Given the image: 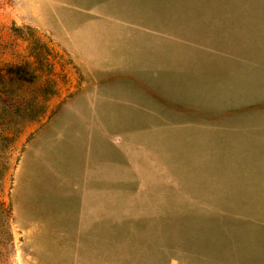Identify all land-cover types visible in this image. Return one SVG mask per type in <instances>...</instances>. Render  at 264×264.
Masks as SVG:
<instances>
[{
  "label": "rangeland",
  "instance_id": "374dc122",
  "mask_svg": "<svg viewBox=\"0 0 264 264\" xmlns=\"http://www.w3.org/2000/svg\"><path fill=\"white\" fill-rule=\"evenodd\" d=\"M1 74L0 264H264V0H0Z\"/></svg>",
  "mask_w": 264,
  "mask_h": 264
},
{
  "label": "trees",
  "instance_id": "16d2710c",
  "mask_svg": "<svg viewBox=\"0 0 264 264\" xmlns=\"http://www.w3.org/2000/svg\"><path fill=\"white\" fill-rule=\"evenodd\" d=\"M14 74L13 75H11L10 77L11 78H14V79H16V80H19V77H21L22 75L21 74H19V71H17L16 69L17 68H15L14 67ZM7 70H13V68H7ZM16 76H18L17 78H16ZM6 78V79H5ZM9 78L8 77H4L2 74L0 75V94H1V92H3L1 89V86H3V83L5 82V81H7ZM20 82H21V80H20Z\"/></svg>",
  "mask_w": 264,
  "mask_h": 264
}]
</instances>
